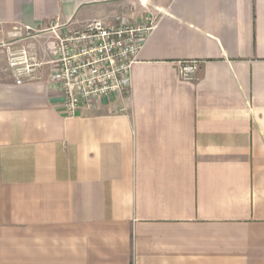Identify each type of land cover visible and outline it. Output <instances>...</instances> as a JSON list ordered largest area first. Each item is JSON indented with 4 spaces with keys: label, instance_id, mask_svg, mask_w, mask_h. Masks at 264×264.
<instances>
[{
    "label": "crops",
    "instance_id": "obj_1",
    "mask_svg": "<svg viewBox=\"0 0 264 264\" xmlns=\"http://www.w3.org/2000/svg\"><path fill=\"white\" fill-rule=\"evenodd\" d=\"M117 16L150 26L128 95L65 118L48 68L15 84L11 28ZM0 24V264H264V0H0Z\"/></svg>",
    "mask_w": 264,
    "mask_h": 264
},
{
    "label": "built area",
    "instance_id": "obj_2",
    "mask_svg": "<svg viewBox=\"0 0 264 264\" xmlns=\"http://www.w3.org/2000/svg\"><path fill=\"white\" fill-rule=\"evenodd\" d=\"M149 31L146 21L132 25L122 16L113 23L91 20L78 29L59 20L40 30L17 26L7 32L8 38L34 41L9 49L7 64L16 85L40 81L48 68V80L62 93L64 117L73 118L104 100L129 94L131 67ZM196 72L195 62H182L178 68L184 82L192 81Z\"/></svg>",
    "mask_w": 264,
    "mask_h": 264
}]
</instances>
